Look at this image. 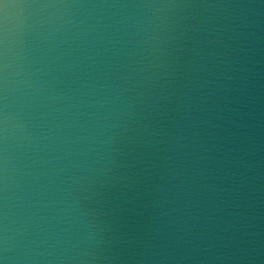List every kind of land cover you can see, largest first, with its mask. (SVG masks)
Returning a JSON list of instances; mask_svg holds the SVG:
<instances>
[{"label": "water", "instance_id": "95a60500", "mask_svg": "<svg viewBox=\"0 0 264 264\" xmlns=\"http://www.w3.org/2000/svg\"><path fill=\"white\" fill-rule=\"evenodd\" d=\"M0 264H264V0H0Z\"/></svg>", "mask_w": 264, "mask_h": 264}]
</instances>
